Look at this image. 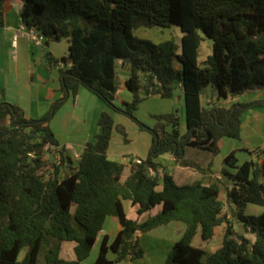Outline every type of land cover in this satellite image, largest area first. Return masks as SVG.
Here are the masks:
<instances>
[{
	"label": "trees",
	"instance_id": "trees-1",
	"mask_svg": "<svg viewBox=\"0 0 264 264\" xmlns=\"http://www.w3.org/2000/svg\"><path fill=\"white\" fill-rule=\"evenodd\" d=\"M10 1L0 0V27ZM14 1L21 2L25 29L43 36L48 68L62 67L58 68L60 95L43 116L28 118L19 106L0 102V264H84L108 216L116 217L121 229L111 242L102 239L91 264L143 257L139 235L171 221L183 223L185 229L163 264H264V144L241 149L250 156L241 162L236 150L223 158L221 173L229 181L223 192L216 182L178 185L157 161L169 152L183 165L196 167V162L184 158L187 147L218 155L223 138H240L242 113L264 105L257 99L229 106L202 103L207 86L217 98L264 92V0ZM171 26L179 27V43L134 33L140 27ZM63 39L68 53L57 59L48 47ZM206 40L211 51L202 57ZM119 70L129 75L123 80ZM81 86L152 137L147 156L130 163L125 179L124 164L109 159L107 150L114 130L125 142L127 133L109 111L101 112L99 133L85 143L75 161L59 147L49 126ZM123 87L131 93L129 102L117 98ZM177 89L184 105V133L175 109L154 114L152 126L135 116L146 98L155 94L172 98ZM50 151L57 152L59 160H52L51 170L42 172L43 157ZM124 201L137 207V218L157 206L160 209L139 221L128 217ZM247 203L262 206V212L245 215ZM225 207L254 236L253 241L234 233ZM223 224L217 249L193 245L196 235L210 240ZM66 242L74 244L73 259L61 254ZM22 249L25 253L19 259Z\"/></svg>",
	"mask_w": 264,
	"mask_h": 264
},
{
	"label": "crops",
	"instance_id": "crops-1",
	"mask_svg": "<svg viewBox=\"0 0 264 264\" xmlns=\"http://www.w3.org/2000/svg\"><path fill=\"white\" fill-rule=\"evenodd\" d=\"M20 8L21 2L11 0L4 15V24L0 27V102H9L19 106L28 118H39L47 112L52 100L60 95L59 73L57 67L48 68L42 48L35 47L26 31L21 28ZM48 49L57 59L66 57L68 42L66 40L51 42ZM128 75L129 73L127 71L119 70L121 79L124 80ZM176 91L182 99L180 89ZM257 92L259 95L264 93L262 90ZM117 98L124 102H129L131 100V93L126 87H123L119 90ZM172 99L173 98H162L158 94L152 95L139 104L135 113L138 112L137 115L142 113L144 116L143 120L146 119V122L143 120L141 121L148 126H152L155 123V119L153 118L154 114L168 113L174 110ZM177 99L180 103V98L178 97ZM255 99H257V97L253 98V100ZM250 100L251 99L246 101ZM236 101H240L239 96L217 98L214 93L212 95L206 94L205 90L202 94V103L207 106H229ZM102 111H109L113 116L115 124L123 126L127 133L128 142H125L123 136L118 131L114 130L107 150L109 159L124 164L125 167L122 173V179H125L130 172V163L133 162V159H144L147 156L152 137L149 132L139 129L128 117L110 109L87 88L83 86L79 87L76 97L73 98L70 96L61 105L49 122V126L60 144L59 147H64L65 155L75 161L83 151L85 143L93 140L94 136L99 133V117ZM177 112L181 122L180 126H184V130L181 129L180 132L184 133V105L182 106V110H178ZM263 144L264 105H261L247 108L242 113L240 138H223L218 155L212 156L208 151L187 147L185 149L184 158L188 162H196V167L183 165L180 160L176 159L169 152H165L158 156L157 161L167 172L173 175L178 185L200 180L205 185L216 182L222 190V188L224 189V187L229 184L228 179L221 173L223 158L229 152L236 150V155L241 162L250 158L249 154L245 151H241V149L252 150ZM159 169L162 170L161 167ZM123 207L129 218L139 221L144 220L148 215L155 214L160 209V206H157L150 212L144 213L137 218L136 206H131L128 201H124ZM160 227H164L165 230L155 235H149L154 234V231ZM120 229L121 225L116 217H106L102 230L99 232L96 242L93 245V247H96V244L99 243L98 248L93 255L90 256L89 254L83 263H93L102 239L106 237L108 242H111ZM184 229L185 226L183 223L171 221L143 233L147 237V244L151 242L152 244L156 243L157 246L145 245L146 247L148 246L146 249L143 245V241L141 242L140 236L139 245L144 251L143 257L133 261H123L121 263L163 264L167 253L174 242L180 239ZM66 244H70L69 252L65 249ZM73 246L74 244L69 242L62 244L61 254L64 258H74L72 251ZM113 257V253L109 252L108 258L113 259Z\"/></svg>",
	"mask_w": 264,
	"mask_h": 264
},
{
	"label": "rangeland",
	"instance_id": "rangeland-1",
	"mask_svg": "<svg viewBox=\"0 0 264 264\" xmlns=\"http://www.w3.org/2000/svg\"><path fill=\"white\" fill-rule=\"evenodd\" d=\"M136 35L140 36V37H143V38H148V39H151V40H154V41H161L163 39H167V38H173L177 43H179V39H180V30H179V27L178 26H171L169 28H144V27H140L136 32H134ZM64 40V39H63ZM211 51V45H210V41L206 40L204 42H202V45H201V56H205L206 54L210 53ZM68 53V52H67ZM205 93L208 94V95H212L214 92L212 90V88L210 86H207L205 88ZM263 93V92H262ZM264 94V93H263ZM259 95V93L257 91H251L249 93H246L242 96H239L240 98V101H245L246 100H249L251 99L250 101L253 100L254 97H257V100H263L264 97H259V96H264V95ZM180 98V103L178 101L177 98ZM172 102H173V108L175 110H179L181 111L182 110V106H183V100L181 99L179 93L177 91H174V94H173V97H172ZM249 98V99H248ZM171 99V98H170ZM256 100V99H255ZM256 107V106H254ZM138 112L135 113V116L141 121L143 120L144 116L142 113H139V115H137ZM181 115V113H180ZM125 116V115H124ZM126 117V116H125ZM131 120V119H130ZM146 120V119H145ZM143 120V121H145ZM142 122V121H141ZM146 122V121H145ZM181 123V122H180ZM145 124V123H144ZM147 125V124H146ZM123 127V126H122ZM184 130V126H180L179 127V130ZM142 130V129H141ZM126 132V131H125ZM95 137V136H94ZM51 153H46L43 157V168H42V172H47L48 170H51L50 169V166H51V162L52 160L57 162L59 160L58 158V154L57 152H52L50 151ZM56 154V155H55ZM55 155V156H54ZM224 176V175H223ZM225 177V176H224ZM224 191V189L222 188V192ZM232 205V209L234 210L236 207H235V204H231ZM225 210L227 212H230V216H231V222H232V228H233V231L235 234H243L245 235L247 238H249L251 241H253L254 239V236L250 233H247L241 223L236 220V218L234 217V214L232 212V210L229 208H226L225 207ZM263 208L262 206L260 205H257V204H253V203H247L243 209V213L245 215H253V216H258L261 212H262ZM134 215V214H133ZM224 229H225V225H221L220 227H217V230H218V234L215 235L212 239L210 240H202L199 235H196L195 239H194V246L196 247H200V248H203L204 250L206 251H214L215 249H217L220 245H221V241H222V234L224 232ZM165 230L164 227H160L158 229H156L154 231V234H149V235H155L157 234L158 232L160 231H163ZM141 236V242L143 241V245H156V243H149L147 244L146 243V240H147V237L145 234H141L139 235V237ZM98 245L99 243L96 244V247H93L91 252H90V256L93 255L95 253V251L97 250L98 248ZM142 245V244H141ZM146 247V246H145ZM148 247V246H147ZM146 247V249H147ZM65 249L67 252H69V249H70V244H66L65 245ZM24 253H25V250L22 249L20 254H19V259H22L23 256H24ZM68 254V253H67ZM123 264V263H121Z\"/></svg>",
	"mask_w": 264,
	"mask_h": 264
},
{
	"label": "built area",
	"instance_id": "built-area-1",
	"mask_svg": "<svg viewBox=\"0 0 264 264\" xmlns=\"http://www.w3.org/2000/svg\"><path fill=\"white\" fill-rule=\"evenodd\" d=\"M21 28L26 31L29 39L31 40L32 44L35 47H41V45L43 43V40H44V38H43V36L41 34L35 32L34 30H27V29H25V27L23 25L21 26ZM59 67H62V64H59L57 66V68H59ZM133 162L140 163L141 162V159L140 158H134L133 159Z\"/></svg>",
	"mask_w": 264,
	"mask_h": 264
},
{
	"label": "water",
	"instance_id": "water-1",
	"mask_svg": "<svg viewBox=\"0 0 264 264\" xmlns=\"http://www.w3.org/2000/svg\"><path fill=\"white\" fill-rule=\"evenodd\" d=\"M127 61H128V59H127Z\"/></svg>",
	"mask_w": 264,
	"mask_h": 264
}]
</instances>
